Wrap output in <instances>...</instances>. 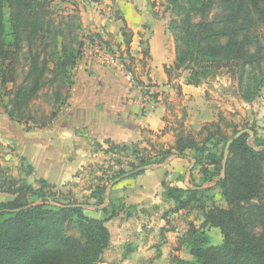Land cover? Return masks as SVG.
Here are the masks:
<instances>
[{"label":"trees","instance_id":"obj_1","mask_svg":"<svg viewBox=\"0 0 264 264\" xmlns=\"http://www.w3.org/2000/svg\"><path fill=\"white\" fill-rule=\"evenodd\" d=\"M213 7L215 11L211 12ZM57 8L54 0H0V87L8 91L3 108L25 130L44 127L57 115L68 98L71 70L84 39H103L97 33L79 37L81 25L67 21V16L73 17L70 12L62 16L64 24H56ZM186 11L199 16V21L186 19L182 24L184 48L175 44V61L165 67L169 80L173 72L182 69L188 73L185 83L198 85L225 69L237 79L242 98L252 101L264 83V0H188ZM121 35L128 47L132 33L126 25ZM22 56L27 69L18 82L16 65ZM147 56L144 50L143 57ZM128 60L129 63L121 55L125 69L135 78L131 67L134 58L129 55ZM44 79L54 103L47 120L33 127L30 120H37L25 109L38 96ZM223 121L221 116L197 133L180 125L173 145L163 144L159 136L154 141L146 140L144 145L104 141L105 153L130 157V170L160 164L175 153L184 155L191 150L203 182L216 178L215 186L225 207L207 206L203 189H183L162 182L165 196L176 203L175 210L198 207L203 216L198 225L189 223L179 240L192 259L173 258L172 264H264V145L256 144V140L251 143L247 132L241 134L231 143L223 169V150L232 138L224 134L227 125ZM208 145L221 147L218 157L208 150ZM27 173H31V167ZM122 174L124 170L106 181L101 179L105 183L99 182L90 197L103 200L107 183ZM38 183L39 187L34 188L7 175L0 165V191L14 196L0 202V264H99L110 239L106 219L86 215L83 205L87 202H60L54 197L56 193L46 194L45 189L51 185L43 180ZM255 227L261 232L255 233ZM211 229L218 230L220 243H211Z\"/></svg>","mask_w":264,"mask_h":264},{"label":"crops","instance_id":"obj_2","mask_svg":"<svg viewBox=\"0 0 264 264\" xmlns=\"http://www.w3.org/2000/svg\"><path fill=\"white\" fill-rule=\"evenodd\" d=\"M138 1L117 0L115 18L100 15L93 7L81 9L80 14L87 31L132 52L135 78L121 60L108 66L79 60L71 70L72 86L66 103L46 126L25 130L0 107V163L8 162L7 175L34 188L39 180L61 187L96 160L97 154L91 152L88 142L103 144L109 140L144 145L146 140L154 141L159 136L163 144L173 145L180 125L197 133L205 124L219 120L222 114L205 97L207 85L186 84L183 75L176 84L179 91L174 90L165 67L175 61V42L164 22L155 20ZM124 25L132 33L128 47L121 35ZM144 50L148 51L147 57H143ZM130 77L139 82L150 78L156 94H161L155 101L142 104L138 88L131 87ZM182 115L186 119L182 120ZM7 147L13 149L15 159L4 154ZM167 160L165 165L151 164L140 173L106 185L102 205H95L94 198L89 202L86 215L106 219L110 233L109 244L101 255L104 264H172L173 258L192 259L179 240L189 223L198 225L203 216L200 213L195 218L189 216L195 212L190 207L175 210L176 203L165 196L162 182L183 189H205L204 184L209 181L203 182L200 166L196 164L189 179L198 168L201 184L193 186L178 181L183 165L196 162L193 151L186 150L184 155L175 153ZM28 167L31 173H27ZM13 198L12 194L0 191V202Z\"/></svg>","mask_w":264,"mask_h":264},{"label":"rangeland","instance_id":"obj_3","mask_svg":"<svg viewBox=\"0 0 264 264\" xmlns=\"http://www.w3.org/2000/svg\"><path fill=\"white\" fill-rule=\"evenodd\" d=\"M57 4L58 13L56 12L54 19L55 23L64 24L61 20H66L62 16L64 14H73V17L70 19V16H67V21L73 22L74 24H80L81 29L77 32L78 36L81 37V35H87L93 32L87 31V28H84L82 25L81 20V9H86L87 7L95 8L96 11H99L100 15H111L112 18L117 17L116 16V2L117 0H54ZM142 7H146L147 10L151 13L153 18L158 21H163L167 30V33L172 37L173 41L178 47L184 48V42L183 39V32H182V24L186 21V19H189L190 22L196 23L199 21V16L188 13L186 11V7L188 4V0H178V3H175L174 0H139ZM137 2V4H139ZM211 12L215 11V7L211 9ZM8 8L5 9L6 16H8ZM74 11V13L72 12ZM60 12V13H59ZM72 20V21H71ZM86 29V30H85ZM87 31V32H86ZM85 32V33H84ZM95 33V32H94ZM72 35V34H71ZM71 35L69 38L66 39V42L68 43L71 39ZM85 38V37H84ZM103 38V37H102ZM85 40V39H84ZM107 41V44L111 46L113 49L118 50L119 57L118 60H121L122 57L126 60L127 63L130 61L128 60L129 55L127 54V50L119 49V47L115 46L109 39H104ZM26 44V43H25ZM132 53V52H131ZM25 54V53H24ZM23 54V55H24ZM131 55V54H130ZM134 62V60H133ZM132 69L133 63L131 64ZM27 69V62L24 60V57L19 59V63L16 65V71L18 75L17 81L19 82L22 79V76L24 72ZM179 74V75H178ZM188 73L186 71L179 70V73L173 72L171 76V85L173 86L174 90H177V81H179V76L184 77ZM44 84L41 87V90L37 93V97L30 103L29 107L27 105V108L25 111H28L29 113H33L36 122L30 120V124L34 127L42 123V121H46L49 117L50 110L52 108V104L54 103V96L50 92V87L47 86V83L45 82V79L42 81ZM205 85H207L205 97L208 101L211 102L212 106L217 108L220 111V114L223 116V125H227V127L224 128V134L227 138L232 137L233 129L236 128V132L241 129H250L254 130L256 132V135L253 134L252 140H250L251 143H253V140H256V144L258 145H264V83L262 84V87L260 91H258L257 96L252 101H245L241 94L238 92L237 88V79L232 78L231 75L225 70L222 69L221 73L215 76H208L207 79H205L203 82ZM53 85V84H51ZM154 85V84H153ZM11 88V85L7 86V89L9 90ZM179 89L177 90V92ZM7 90L0 87V107H3V103L8 100L7 96ZM161 93L153 94L152 101H155L156 97L160 95ZM185 115H182V120L186 119ZM184 118V119H183ZM181 120V119H180ZM179 120V121H180ZM178 121V122H179ZM50 123V122H49ZM48 123V124H49ZM35 124V125H33ZM179 124V123H178ZM249 137V136H248ZM96 142H88L90 145V150L93 153H96V160L93 162H90L87 167H85L80 173L77 175L76 179H73L69 182H66L61 187H50L45 189L46 194H52L56 193L55 198H57L62 203H67L70 201H77L80 203H86L83 205L84 213L86 214V210L88 211V208L90 203L92 202L91 199L94 198V204L95 205H102L104 202V199L102 200L101 197H90L94 187L99 184L101 179H105V181L108 179L109 176H113L117 173H119L121 170H124V174L128 173L132 170H130V167L127 165L130 161L129 158H124L123 155H114L111 153H105L104 150L107 148L106 144H102L98 146L95 144ZM208 150L212 154H215L217 157L220 154V148L217 147H211L208 145ZM8 152H4V154L11 155L12 159H15L13 157V149L10 147H7ZM209 152V153H210ZM210 153V154H211ZM3 159V158H2ZM118 160L120 163H118ZM3 161V160H2ZM163 163V162H162ZM160 163V164H162ZM193 164L192 161H188L185 163L181 169L182 176H179L180 183L183 182L188 183L196 186V184H201L202 181H200L197 177V170L195 169L193 171V174L190 176L192 170L195 168V163L193 164L192 168L188 171V166ZM2 168L6 170L9 169V164L6 162V164H1ZM212 169V167L210 166ZM210 169V170H211ZM123 175V174H122ZM117 178V177H116ZM127 178V177H126ZM125 179V178H124ZM123 180V179H122ZM202 180V179H201ZM104 181V183H105ZM216 178L212 181H209L204 184V202L209 205H217V206H224L223 201L221 200L220 196V190L215 186ZM36 183V180H35ZM101 183V182H100ZM110 182L107 183L109 185ZM37 186L39 187V184L37 183ZM37 187V188H38ZM50 191V192H49ZM59 192L60 196L57 194ZM6 200V199H5ZM103 201V202H102ZM39 200L33 203H37ZM208 205V206H209ZM197 206V204H195ZM195 212L191 213L189 216H192L195 218L199 214L198 207L194 208ZM195 214V215H194ZM169 228L171 227L170 223L168 224ZM253 231L255 233H260L261 229L259 227L253 228ZM208 234L211 237V243L218 244L220 243L221 236L217 229H211L209 230ZM99 264H104V262L101 260Z\"/></svg>","mask_w":264,"mask_h":264},{"label":"built area","instance_id":"obj_4","mask_svg":"<svg viewBox=\"0 0 264 264\" xmlns=\"http://www.w3.org/2000/svg\"><path fill=\"white\" fill-rule=\"evenodd\" d=\"M128 52L130 55L131 51L128 50ZM118 57V50L109 46L105 40L93 38L92 40H84L80 48L78 61L85 60L87 62L99 64L100 66H108L115 60H118ZM130 78L131 87L136 86L140 92L139 99L141 103L145 104L146 102L152 101V95L156 94V90L150 78H147V81H142L141 83H137L132 77Z\"/></svg>","mask_w":264,"mask_h":264},{"label":"water","instance_id":"obj_5","mask_svg":"<svg viewBox=\"0 0 264 264\" xmlns=\"http://www.w3.org/2000/svg\"><path fill=\"white\" fill-rule=\"evenodd\" d=\"M245 132H247L248 134H249V140H252V137H253V132L250 130V129H241V130H239V131H237L233 136H232V138H230L227 142H226V144H225V147H224V150H223V163H222V167H223V169H224V167H225V161H226V159H227V155H228V151H229V147H230V145H231V143L235 140V139H237L241 134H243V133H245ZM256 150L257 149H259V147H254ZM167 159L164 161V165L167 163ZM153 165H147V166H144V167H142V168H137V169H135V170H132V171H130V172H128V173H125V174H123V175H121V176H119V177H117V178H115L111 183H110V185H112L114 182H116V181H118V180H121V179H123V178H125V177H128V176H130V175H133V174H135V173H137V172H139V171H141V170H144V169H147V168H149V167H152ZM192 166H193V164H191L190 165V167H189V170L192 168Z\"/></svg>","mask_w":264,"mask_h":264}]
</instances>
